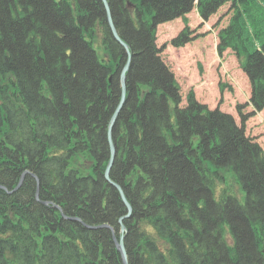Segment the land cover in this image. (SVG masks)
I'll use <instances>...</instances> for the list:
<instances>
[{
	"label": "trees",
	"instance_id": "trees-1",
	"mask_svg": "<svg viewBox=\"0 0 264 264\" xmlns=\"http://www.w3.org/2000/svg\"><path fill=\"white\" fill-rule=\"evenodd\" d=\"M106 2L130 55L109 172L131 207L128 264H264V154L243 124L264 108V0ZM226 3L216 50L250 83L241 126L193 92L180 106L156 45L158 24H186L194 6L206 21ZM127 58L101 0H0V264H122L126 208L104 171Z\"/></svg>",
	"mask_w": 264,
	"mask_h": 264
},
{
	"label": "rangeland",
	"instance_id": "rangeland-1",
	"mask_svg": "<svg viewBox=\"0 0 264 264\" xmlns=\"http://www.w3.org/2000/svg\"><path fill=\"white\" fill-rule=\"evenodd\" d=\"M231 14V3H226L203 22L193 9L186 15V24L178 18L158 25L156 45L179 85L180 106H185L187 95L193 92L196 101L210 110L219 109L230 114L241 126L237 107L242 106L243 113L252 111L248 104L250 85L234 52L226 50L218 54L216 50L217 33L228 23ZM186 26L190 30V41L181 47L171 46V39ZM243 124L245 135L257 142L264 153V108L253 112ZM227 180L238 193V186L232 177L227 176Z\"/></svg>",
	"mask_w": 264,
	"mask_h": 264
},
{
	"label": "water",
	"instance_id": "water-1",
	"mask_svg": "<svg viewBox=\"0 0 264 264\" xmlns=\"http://www.w3.org/2000/svg\"><path fill=\"white\" fill-rule=\"evenodd\" d=\"M103 2V5L105 7V10H106V14H107V20H108V25L110 27V30L114 36V38L116 40L119 41V43L124 47L127 55H128V61L127 63L124 65V67L122 68L121 72H120V88H121V91H120V100H119V103L117 105V107L115 108L111 118H110V123H109V135H110V130L112 129L113 127V124L115 123L116 121V118H117V115L122 107V104L124 102V99H125V72L127 71L128 69V64H129V52H128V49H127V46L119 39L117 33H116V30L114 28V25L112 23V20H111V15H110V11H109V7H108V4L106 2V0H102ZM109 152H110V155H109V159H108V162H107V165H106V168H105V171H104V178L113 186L115 187L118 192H119V195H120V198L126 208V212L127 214L125 216H123L122 218L119 219V225H120V230H119V239L115 238L114 237V243H115V246L120 254V257H121V261H122V264H128V261H127V254H126V250H125V247H124V244H123V239H124V235H125V227L124 225L122 224V221L123 219L125 218H128L131 214V207L129 205V203L126 201L125 197H124V194L120 188L119 185H117L116 183L112 182L110 179H109V172H110V169H111V166L113 164V161H114V158H115V154H116V150H115V147H114V144L109 141ZM22 178H23V175H22ZM22 178L20 179V182L18 183V185L14 188V190H16L21 182H22ZM0 188H3L2 186H0ZM4 189V188H3ZM49 202H43V204H48ZM56 207L57 209H59L57 206H54ZM72 220H77V218H71ZM88 228L90 229H97V228H110L109 225H106V224H102V225H97V226H87Z\"/></svg>",
	"mask_w": 264,
	"mask_h": 264
},
{
	"label": "bare ground",
	"instance_id": "bare-ground-1",
	"mask_svg": "<svg viewBox=\"0 0 264 264\" xmlns=\"http://www.w3.org/2000/svg\"><path fill=\"white\" fill-rule=\"evenodd\" d=\"M125 88H126V77H125ZM120 100V99H119ZM125 100V99H124ZM123 104H124V102H123ZM122 104V105H123ZM252 108V107H251ZM252 111H254V109L252 108L251 109ZM255 112H257V111H255ZM110 123V122H109ZM109 123H108V126H109ZM115 124V123H114ZM114 124H113V126H114ZM108 130H109V127L107 128V134H106V139H107V142H108V144H109V141H111L112 143H114L113 142V136H112V131H113V127H112V129L110 130V135H109V132H108ZM126 214H127V212H126ZM131 215V214H130ZM125 216V215H124ZM130 217V216H129ZM122 218V217H121Z\"/></svg>",
	"mask_w": 264,
	"mask_h": 264
}]
</instances>
